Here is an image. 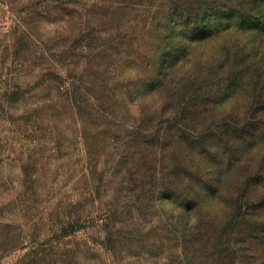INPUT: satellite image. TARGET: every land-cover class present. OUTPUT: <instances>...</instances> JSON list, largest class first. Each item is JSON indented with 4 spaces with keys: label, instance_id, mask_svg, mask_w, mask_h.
I'll use <instances>...</instances> for the list:
<instances>
[{
    "label": "rangeland",
    "instance_id": "obj_1",
    "mask_svg": "<svg viewBox=\"0 0 264 264\" xmlns=\"http://www.w3.org/2000/svg\"><path fill=\"white\" fill-rule=\"evenodd\" d=\"M153 10L150 0H0V264H212L194 241L181 246L158 204L156 184L181 169L184 149L179 117L141 88L155 62ZM227 42L196 48L186 71L217 83ZM186 90L171 92L175 106ZM152 133L162 151L143 152Z\"/></svg>",
    "mask_w": 264,
    "mask_h": 264
},
{
    "label": "trees",
    "instance_id": "obj_2",
    "mask_svg": "<svg viewBox=\"0 0 264 264\" xmlns=\"http://www.w3.org/2000/svg\"><path fill=\"white\" fill-rule=\"evenodd\" d=\"M150 6L155 62L141 88L179 117L175 143L184 149L181 169L167 185L156 184L165 223L182 236V247L194 241L212 264H264V0H150ZM223 35L227 71L217 83H200L194 70L186 71L196 62L188 59ZM187 87L188 99L175 106L171 92ZM155 134L142 141L143 152L161 149ZM104 222L112 250L115 234Z\"/></svg>",
    "mask_w": 264,
    "mask_h": 264
}]
</instances>
